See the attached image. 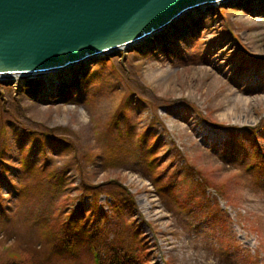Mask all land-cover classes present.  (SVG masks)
<instances>
[{
    "label": "rangeland",
    "instance_id": "374dc122",
    "mask_svg": "<svg viewBox=\"0 0 264 264\" xmlns=\"http://www.w3.org/2000/svg\"><path fill=\"white\" fill-rule=\"evenodd\" d=\"M245 2L248 11L224 5L220 13L219 6L214 7V13L204 18L197 38L178 42L182 58L160 53L142 58L138 51L124 52L126 67L114 64L121 75L110 65L103 67L107 81L92 88L90 107L27 99L22 102L25 117H21L13 106L14 93L2 88L0 123L17 121L39 129L60 126L77 133L81 139L78 153L61 154L54 160L59 167L73 161L81 164L82 173L72 170L69 174V187H79L81 182L96 186L118 181L136 193L139 219L150 223L156 248L166 236L188 241V247L170 253L168 264H264V182L216 150V144L224 143L229 134H242L236 129L264 128V0ZM254 6L259 7L254 10ZM187 25L185 20L179 26L181 32L188 31ZM100 63L89 64L88 70ZM125 100L133 106L129 115L134 129L140 132L151 124L152 131L164 141L159 156L163 169L169 166L167 176L171 175L175 185L174 200L157 195L139 164L105 171L98 158L93 163L84 161L88 149L94 156L103 155L108 141L104 124ZM149 109L159 121H153ZM261 145L264 147V140ZM211 188L230 207L245 210L237 216V223L258 236L257 254L262 260L251 256L253 252L242 242L234 224L207 198V189L210 198L214 196ZM70 193L75 197L77 192ZM49 204L29 201L14 208L9 226L0 228V257L5 249L21 251L36 245L32 220L36 213L46 212ZM61 264L91 261L87 257Z\"/></svg>",
    "mask_w": 264,
    "mask_h": 264
},
{
    "label": "trees",
    "instance_id": "16d2710c",
    "mask_svg": "<svg viewBox=\"0 0 264 264\" xmlns=\"http://www.w3.org/2000/svg\"><path fill=\"white\" fill-rule=\"evenodd\" d=\"M202 24V20L193 22L196 27L190 40L195 38ZM160 50L170 55L164 47ZM152 52L139 53L140 57L146 58ZM174 54L178 53L175 51ZM124 63L125 60L121 64ZM102 64L111 65L121 75L122 72L110 60H102ZM101 83H104L101 68L85 71L81 78L72 77L70 82L63 84L58 96L52 98L61 99L62 104L90 105L92 97L88 91L94 84ZM3 86L10 87L11 84L0 83V89ZM40 87V81H28L16 93L13 106L20 116H25L22 107L25 98L40 99ZM3 107H6L5 103ZM131 112L130 102L125 100L105 123L108 141L103 156H94L88 149L84 161L93 163L101 158L100 166L104 170L139 164L151 177L158 193L173 198L172 177L167 179L169 166L163 169L159 156L163 141L148 127L136 133L129 116ZM258 130L259 127L247 128L240 135H231L223 151L233 148L241 153L248 169L264 180V148L259 145L261 136ZM151 136L154 139L150 142ZM80 147L78 134L63 127L36 129L17 121L0 123V228L11 221L10 202L50 203L48 212L35 216L36 245L21 251L5 249L0 264H57L87 257L92 264H150L148 245L141 226L133 217L137 212L135 199L127 188L118 181L96 186L82 182L79 189H74L78 195L72 197L69 192V172L82 173L81 164L73 161L59 167L54 160L61 152L76 155ZM11 151L18 157L15 158ZM2 189H6L8 195L2 194ZM102 194L113 199L111 214L98 207ZM88 196L92 197L90 203L85 201ZM64 199L69 202L64 204Z\"/></svg>",
    "mask_w": 264,
    "mask_h": 264
},
{
    "label": "water",
    "instance_id": "95a60500",
    "mask_svg": "<svg viewBox=\"0 0 264 264\" xmlns=\"http://www.w3.org/2000/svg\"><path fill=\"white\" fill-rule=\"evenodd\" d=\"M230 0H0V78L55 73Z\"/></svg>",
    "mask_w": 264,
    "mask_h": 264
},
{
    "label": "bare ground",
    "instance_id": "6f19581e",
    "mask_svg": "<svg viewBox=\"0 0 264 264\" xmlns=\"http://www.w3.org/2000/svg\"><path fill=\"white\" fill-rule=\"evenodd\" d=\"M51 75V74H50Z\"/></svg>",
    "mask_w": 264,
    "mask_h": 264
}]
</instances>
